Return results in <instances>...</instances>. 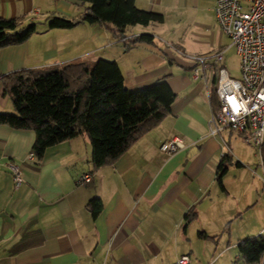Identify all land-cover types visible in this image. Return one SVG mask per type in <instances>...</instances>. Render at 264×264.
<instances>
[{"label": "crops", "instance_id": "1", "mask_svg": "<svg viewBox=\"0 0 264 264\" xmlns=\"http://www.w3.org/2000/svg\"><path fill=\"white\" fill-rule=\"evenodd\" d=\"M215 2L135 0L163 21L129 26L121 34L105 23L49 26L54 16H79L86 3L0 0V17L36 22L25 42L0 49V112H13L3 76L73 59L116 61L129 90L165 79L176 93L170 114L99 168L91 163L85 135L47 148L37 160L29 157L33 130L0 125V264H171L187 254L182 249L191 229L211 231L244 215L249 237L263 235L264 201L255 177L245 175L250 166L241 152L247 135L228 128L207 134L216 72L209 68L193 78L187 57L217 47L224 59L232 47L223 44L229 38L217 24ZM36 9L45 16L39 28ZM142 34L152 42L136 40ZM173 138L185 147L167 155L159 145ZM223 156L228 159L220 166ZM9 162L23 172L18 187ZM86 173L91 181L79 183ZM94 197L103 204L95 218L86 207Z\"/></svg>", "mask_w": 264, "mask_h": 264}, {"label": "trees", "instance_id": "2", "mask_svg": "<svg viewBox=\"0 0 264 264\" xmlns=\"http://www.w3.org/2000/svg\"><path fill=\"white\" fill-rule=\"evenodd\" d=\"M74 1L87 4L83 12L71 19L54 16L48 23L50 27L68 29L81 22L105 23L123 34L129 26L163 21L161 14L138 8L135 0ZM35 26L34 20L23 25L17 18L0 17V49L25 42ZM152 38L142 34L136 40L152 42ZM2 80L13 112H0V125L33 130L31 152L35 159H41L49 147L85 135L95 168L119 158L141 134L171 113L176 99L165 79L141 89H127L118 63L102 58L93 62L73 59L60 65L18 70ZM210 101L215 112L219 108L215 80ZM260 156L264 170V143ZM227 159L223 156L220 166ZM86 207L95 218L103 204L94 197ZM236 248L247 264H264V235L240 240Z\"/></svg>", "mask_w": 264, "mask_h": 264}, {"label": "built area", "instance_id": "3", "mask_svg": "<svg viewBox=\"0 0 264 264\" xmlns=\"http://www.w3.org/2000/svg\"><path fill=\"white\" fill-rule=\"evenodd\" d=\"M39 9L35 10V13ZM214 14L217 24L230 40V46L239 57L240 78L229 76L220 66L223 51L207 55H188L194 63L191 70L197 78L211 68L216 72V94L219 108L212 111L208 120V135L222 129L249 135L259 152L264 143V0H216ZM185 147L182 140L164 141L159 149L170 155ZM34 155L31 152L29 157ZM262 165V161L260 162ZM14 185L23 180V172L12 162L7 163ZM91 181L90 174L79 177V183ZM103 264V263H94ZM171 264H191V258L182 254Z\"/></svg>", "mask_w": 264, "mask_h": 264}, {"label": "rangeland", "instance_id": "4", "mask_svg": "<svg viewBox=\"0 0 264 264\" xmlns=\"http://www.w3.org/2000/svg\"><path fill=\"white\" fill-rule=\"evenodd\" d=\"M39 13L40 9L39 12L36 13L37 15L35 14L38 19L40 18L37 22L38 28L45 18L44 15H40ZM229 43L230 40L224 37V46ZM219 49L220 48L215 47L211 50V53ZM185 51L197 52L191 47H185ZM220 64L224 66L229 76L240 78L239 57L234 48L231 47L224 53V59ZM6 113H11V111ZM247 140L249 142L243 143L241 151L244 164L250 166L248 170L249 174L247 173L245 175L248 177H255L254 185L258 188V192L262 194V199L264 201V172L260 163V152L249 140V135H247ZM255 195L253 196L254 198ZM261 201L262 200L258 202V205H260ZM246 220L247 217L244 215L242 218L237 217L229 220L227 223H223L221 228L210 229L211 231H207L204 228L191 229L189 232V241L184 245L182 250L191 258V264H247L238 254L236 248L238 241L248 238L249 234H251L249 233L250 229L246 228ZM200 233H204V235Z\"/></svg>", "mask_w": 264, "mask_h": 264}]
</instances>
